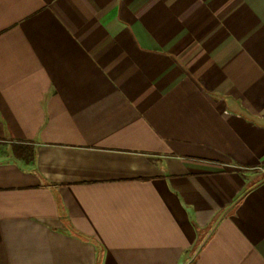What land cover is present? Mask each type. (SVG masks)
Returning <instances> with one entry per match:
<instances>
[{
  "label": "crops",
  "instance_id": "crops-1",
  "mask_svg": "<svg viewBox=\"0 0 264 264\" xmlns=\"http://www.w3.org/2000/svg\"><path fill=\"white\" fill-rule=\"evenodd\" d=\"M0 142V264H264V0H0Z\"/></svg>",
  "mask_w": 264,
  "mask_h": 264
},
{
  "label": "trees",
  "instance_id": "trees-1",
  "mask_svg": "<svg viewBox=\"0 0 264 264\" xmlns=\"http://www.w3.org/2000/svg\"><path fill=\"white\" fill-rule=\"evenodd\" d=\"M13 152L16 157L20 158L25 164L31 165L34 161V148L27 143L13 144Z\"/></svg>",
  "mask_w": 264,
  "mask_h": 264
},
{
  "label": "rangeland",
  "instance_id": "rangeland-1",
  "mask_svg": "<svg viewBox=\"0 0 264 264\" xmlns=\"http://www.w3.org/2000/svg\"><path fill=\"white\" fill-rule=\"evenodd\" d=\"M5 151L9 152L10 151V147L9 145L0 142V154H3Z\"/></svg>",
  "mask_w": 264,
  "mask_h": 264
}]
</instances>
